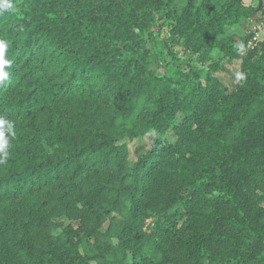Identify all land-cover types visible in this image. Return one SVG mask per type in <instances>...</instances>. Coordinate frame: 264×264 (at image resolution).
Returning a JSON list of instances; mask_svg holds the SVG:
<instances>
[{"label": "trees", "instance_id": "16d2710c", "mask_svg": "<svg viewBox=\"0 0 264 264\" xmlns=\"http://www.w3.org/2000/svg\"><path fill=\"white\" fill-rule=\"evenodd\" d=\"M9 2L0 264H264V0Z\"/></svg>", "mask_w": 264, "mask_h": 264}, {"label": "clouds", "instance_id": "9594fccd", "mask_svg": "<svg viewBox=\"0 0 264 264\" xmlns=\"http://www.w3.org/2000/svg\"><path fill=\"white\" fill-rule=\"evenodd\" d=\"M0 8L3 9H12L13 4L9 2V0H0ZM8 49V44L4 40H0V81H4L8 78V72L5 71L7 67L11 65V61L5 58V54ZM8 126V129H11V124H8V122L4 121L3 119H0V128H2L4 125ZM0 150L6 147L7 141L3 138V132L0 131ZM7 157V153L4 152L3 158H0V163H3L4 160Z\"/></svg>", "mask_w": 264, "mask_h": 264}, {"label": "built area", "instance_id": "2783aa9c", "mask_svg": "<svg viewBox=\"0 0 264 264\" xmlns=\"http://www.w3.org/2000/svg\"><path fill=\"white\" fill-rule=\"evenodd\" d=\"M246 41V49L255 50L264 44V15L253 21Z\"/></svg>", "mask_w": 264, "mask_h": 264}, {"label": "rangeland", "instance_id": "374dc122", "mask_svg": "<svg viewBox=\"0 0 264 264\" xmlns=\"http://www.w3.org/2000/svg\"><path fill=\"white\" fill-rule=\"evenodd\" d=\"M239 72V61L229 60L224 62V66L220 72L221 78L229 83H234L238 77ZM135 144H132L134 146ZM131 146V147H132ZM134 152V147H132V153ZM134 154H132L133 156Z\"/></svg>", "mask_w": 264, "mask_h": 264}, {"label": "water", "instance_id": "95a60500", "mask_svg": "<svg viewBox=\"0 0 264 264\" xmlns=\"http://www.w3.org/2000/svg\"><path fill=\"white\" fill-rule=\"evenodd\" d=\"M262 7V3L260 4V8ZM248 36H250V35H248Z\"/></svg>", "mask_w": 264, "mask_h": 264}]
</instances>
